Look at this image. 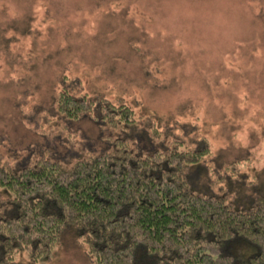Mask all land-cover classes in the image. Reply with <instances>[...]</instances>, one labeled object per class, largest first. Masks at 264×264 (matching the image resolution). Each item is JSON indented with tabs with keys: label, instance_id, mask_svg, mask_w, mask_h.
Segmentation results:
<instances>
[{
	"label": "rangeland",
	"instance_id": "obj_1",
	"mask_svg": "<svg viewBox=\"0 0 264 264\" xmlns=\"http://www.w3.org/2000/svg\"><path fill=\"white\" fill-rule=\"evenodd\" d=\"M63 86L97 100L94 114L101 98L132 108L138 122L105 125L106 136L207 146L185 167L195 190L234 206L264 193V0H0L4 166L47 153L69 164L98 143L99 120L54 109ZM151 125L162 143L145 133ZM80 239L71 225L47 255L20 249L0 264H95Z\"/></svg>",
	"mask_w": 264,
	"mask_h": 264
},
{
	"label": "trees",
	"instance_id": "obj_2",
	"mask_svg": "<svg viewBox=\"0 0 264 264\" xmlns=\"http://www.w3.org/2000/svg\"><path fill=\"white\" fill-rule=\"evenodd\" d=\"M96 102L63 86L52 105L66 119L99 120L93 142L101 147L74 152L69 164L48 153L15 168L0 161L1 262L11 263L20 249L31 260L47 255L73 225L95 264H264V193L234 206L195 190L185 167L201 162L207 146L180 148L176 137L164 148L151 138L144 147L111 138L105 125L138 120L129 105L105 98L94 114ZM149 127L147 135L165 136ZM239 243L247 253L225 250Z\"/></svg>",
	"mask_w": 264,
	"mask_h": 264
}]
</instances>
